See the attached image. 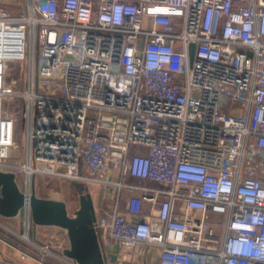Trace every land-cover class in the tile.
<instances>
[{
	"label": "built area",
	"instance_id": "built-area-1",
	"mask_svg": "<svg viewBox=\"0 0 264 264\" xmlns=\"http://www.w3.org/2000/svg\"><path fill=\"white\" fill-rule=\"evenodd\" d=\"M23 6L0 5L1 159L14 147L4 101L25 125L23 161L0 170L19 187L22 173L27 194L38 176L114 187L92 224L104 264L114 245L126 262L144 245L158 264H264V0Z\"/></svg>",
	"mask_w": 264,
	"mask_h": 264
},
{
	"label": "water",
	"instance_id": "water-1",
	"mask_svg": "<svg viewBox=\"0 0 264 264\" xmlns=\"http://www.w3.org/2000/svg\"><path fill=\"white\" fill-rule=\"evenodd\" d=\"M192 50L193 44L190 45V57ZM15 177L13 171L0 170V215L14 216L24 205H28L32 222L55 226L67 234L69 247L63 252L66 257L78 264H104L93 225L87 222V184L69 182L79 197V207L70 214L64 200L37 196L34 188L27 194L18 186Z\"/></svg>",
	"mask_w": 264,
	"mask_h": 264
},
{
	"label": "crops",
	"instance_id": "crops-1",
	"mask_svg": "<svg viewBox=\"0 0 264 264\" xmlns=\"http://www.w3.org/2000/svg\"><path fill=\"white\" fill-rule=\"evenodd\" d=\"M23 2L24 0H0V5L5 6L11 13L17 14L23 9ZM47 179L51 181L56 178L47 177ZM56 180L51 181L49 185L53 187L54 193L60 196L47 195L48 191L45 189H42L44 194L39 196L64 200L67 188L65 186L63 189L56 187ZM88 187L90 188L89 185ZM23 234H27L30 242L36 243L38 246L49 244L55 255L42 256L39 248H35L23 240L21 237ZM68 247L67 234L60 232L55 226L37 225L32 222L31 217L27 219L25 214L21 213L10 217L0 215V264H67L64 261L67 257L63 252ZM109 249L111 259L108 264H158L156 252L146 249L144 245L137 246L133 250L130 262L122 261L116 245ZM22 252L27 253L28 256L22 258Z\"/></svg>",
	"mask_w": 264,
	"mask_h": 264
},
{
	"label": "rangeland",
	"instance_id": "rangeland-1",
	"mask_svg": "<svg viewBox=\"0 0 264 264\" xmlns=\"http://www.w3.org/2000/svg\"><path fill=\"white\" fill-rule=\"evenodd\" d=\"M23 71H24V62H14L10 63L9 69L7 71L8 79L15 78L17 87L23 81ZM19 102L14 101L13 99H9L4 101L3 103V113L5 109L8 113H10L9 109L14 110L13 112V123H14V147H13V155L11 157L10 163L18 165L23 161L24 155V146H25V125L24 120L21 118L19 113ZM6 159H1L0 162H8ZM18 175V183L21 186V174L19 171L16 172ZM57 179V178H56ZM56 179H52L56 180ZM49 179L45 176H38L35 178V194L39 196L40 194H44L42 189L47 190V195H55L60 196L59 194H55L53 187H50ZM56 187L63 189L64 186L67 188L66 195L64 196V201L66 202L68 212L70 214L74 213V210L79 207V197L75 190L69 185V183L63 179H57L55 181ZM89 191L85 197L86 204H87V222L93 224L95 219L98 216H108L113 209V205L115 202V198L117 195V190L108 185V184H94L91 183ZM23 188V187H22ZM21 188V189H22ZM41 197V196H40ZM24 207L20 209L18 213L23 214ZM31 217V216H30ZM24 240V239H23Z\"/></svg>",
	"mask_w": 264,
	"mask_h": 264
}]
</instances>
